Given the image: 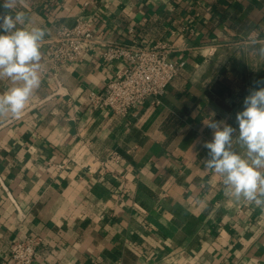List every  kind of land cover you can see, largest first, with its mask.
Wrapping results in <instances>:
<instances>
[{
  "label": "crops",
  "instance_id": "crops-1",
  "mask_svg": "<svg viewBox=\"0 0 264 264\" xmlns=\"http://www.w3.org/2000/svg\"><path fill=\"white\" fill-rule=\"evenodd\" d=\"M18 11L43 40L90 19L99 43L57 85L42 45L40 87L19 117L0 115V264L24 237L40 240L33 264H264V206L227 195L203 146L215 121L245 152L236 114L264 80V0H13ZM108 42L185 61L160 103L91 109L89 92L126 66L102 60ZM14 86L0 78V95Z\"/></svg>",
  "mask_w": 264,
  "mask_h": 264
},
{
  "label": "clouds",
  "instance_id": "clouds-1",
  "mask_svg": "<svg viewBox=\"0 0 264 264\" xmlns=\"http://www.w3.org/2000/svg\"><path fill=\"white\" fill-rule=\"evenodd\" d=\"M0 6L8 10L0 15V78L16 85L0 95V115L19 117L41 84V46L46 33L38 27H17L24 25L25 13L10 14L13 0H3ZM257 85L236 114L237 142L245 149L244 154L232 150L237 130L215 121L205 123L214 134L203 146L209 150L205 166L223 177L227 195L264 206V80Z\"/></svg>",
  "mask_w": 264,
  "mask_h": 264
},
{
  "label": "built area",
  "instance_id": "built-area-1",
  "mask_svg": "<svg viewBox=\"0 0 264 264\" xmlns=\"http://www.w3.org/2000/svg\"><path fill=\"white\" fill-rule=\"evenodd\" d=\"M99 41L93 33L90 19H76L71 27L60 29L54 36L42 41L44 62L50 65V80L57 85L62 66L78 62ZM104 62L124 61L125 68L111 78L100 92L88 94L92 110L105 109L114 115L127 117L151 100L160 103L166 88L185 64L184 60L170 58L171 48L154 44H102ZM112 155V160H118ZM38 238L24 237L13 242L10 248L12 264H33L37 258Z\"/></svg>",
  "mask_w": 264,
  "mask_h": 264
}]
</instances>
